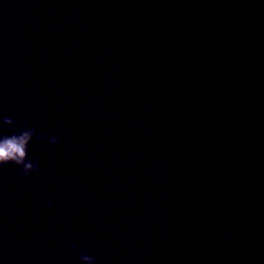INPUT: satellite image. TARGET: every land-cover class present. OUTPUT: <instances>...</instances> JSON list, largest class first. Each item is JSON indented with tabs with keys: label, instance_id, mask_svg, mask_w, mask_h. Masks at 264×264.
I'll return each instance as SVG.
<instances>
[{
	"label": "water",
	"instance_id": "obj_1",
	"mask_svg": "<svg viewBox=\"0 0 264 264\" xmlns=\"http://www.w3.org/2000/svg\"><path fill=\"white\" fill-rule=\"evenodd\" d=\"M26 127L0 264H264V0H0V137Z\"/></svg>",
	"mask_w": 264,
	"mask_h": 264
},
{
	"label": "clouds",
	"instance_id": "obj_2",
	"mask_svg": "<svg viewBox=\"0 0 264 264\" xmlns=\"http://www.w3.org/2000/svg\"><path fill=\"white\" fill-rule=\"evenodd\" d=\"M3 123L6 125H12L14 121L11 118H5ZM33 137H36L39 141H43L45 138L43 135L38 134L34 129L28 127L18 135L0 137V166H5L9 163L15 164L22 169L23 176L38 172V161L28 159V147L33 140ZM50 143L53 145L58 144L59 139L57 137H51ZM46 206L48 208L53 207L50 201L47 202ZM223 235L225 240L232 239L231 235L228 233H224ZM72 247L75 251V247ZM80 259L82 261L90 262V264H95V259L88 255L81 254Z\"/></svg>",
	"mask_w": 264,
	"mask_h": 264
}]
</instances>
